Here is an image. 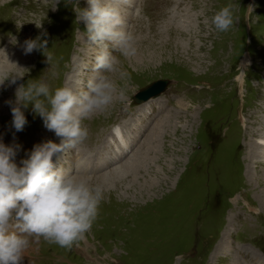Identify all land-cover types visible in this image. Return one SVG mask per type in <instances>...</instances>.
<instances>
[{
	"label": "rangeland",
	"instance_id": "obj_1",
	"mask_svg": "<svg viewBox=\"0 0 264 264\" xmlns=\"http://www.w3.org/2000/svg\"><path fill=\"white\" fill-rule=\"evenodd\" d=\"M111 1L137 52L109 42L120 63L105 73L79 19L87 0H0V141L18 146V165L35 145L61 142L31 103L15 130L18 87L52 93L76 79L80 94L101 74L117 85L113 103L82 120L88 138L53 156L103 190L91 230L71 250L28 237L21 264H264V0ZM228 4L234 23L220 32L212 17ZM37 36L46 48L25 54ZM157 78L163 91L135 102Z\"/></svg>",
	"mask_w": 264,
	"mask_h": 264
},
{
	"label": "clouds",
	"instance_id": "obj_2",
	"mask_svg": "<svg viewBox=\"0 0 264 264\" xmlns=\"http://www.w3.org/2000/svg\"><path fill=\"white\" fill-rule=\"evenodd\" d=\"M87 4L79 19L86 25L88 41L98 48L94 71L114 72L120 61L109 52V42L122 56L131 57L137 52L134 37L121 30L124 20L118 7L102 3V0H87ZM234 7L228 4L214 14L212 23L218 31H228L233 25ZM39 40V36L35 40H26L25 54L46 48L47 40L38 44ZM43 55L47 62L52 61L50 52ZM120 75L130 78L125 70ZM11 82L16 83L14 79ZM116 89L115 82L104 74L89 79L87 91L80 94L67 86L57 87L50 93L44 83L29 82L27 87L17 88L11 107L15 130L22 131L27 124L24 109L31 103L33 112L43 119L48 130L61 138V142L49 140L35 145L18 165L15 162L18 146L0 141V264H21L30 247L28 237L37 240L43 237L49 243L71 250L91 230L103 190L98 185L91 187L86 178H77L54 164L53 156L88 138L89 130L82 126V120L106 110L113 103ZM119 95L123 98L125 92L121 91ZM41 96L47 99L48 106L39 98Z\"/></svg>",
	"mask_w": 264,
	"mask_h": 264
},
{
	"label": "water",
	"instance_id": "obj_3",
	"mask_svg": "<svg viewBox=\"0 0 264 264\" xmlns=\"http://www.w3.org/2000/svg\"><path fill=\"white\" fill-rule=\"evenodd\" d=\"M166 85L165 78H157L152 80L149 84L140 88L133 94V99L135 102H140L147 98L149 95L155 96L160 90Z\"/></svg>",
	"mask_w": 264,
	"mask_h": 264
},
{
	"label": "bare ground",
	"instance_id": "obj_4",
	"mask_svg": "<svg viewBox=\"0 0 264 264\" xmlns=\"http://www.w3.org/2000/svg\"><path fill=\"white\" fill-rule=\"evenodd\" d=\"M130 2V1H129ZM128 2V3H129ZM110 4H112V1L111 2H109ZM130 4V3H129ZM115 5V4H114ZM118 5V4H117ZM119 6V5H118ZM1 44V43H0ZM91 45H93V44H91ZM151 53V52H150ZM17 63V62H16ZM77 77V76H76ZM76 79L75 80H73L72 82H73V84L71 85V89L73 90V92H78V89H77V83H76ZM166 86V85H165ZM165 86H164V88H165ZM163 88V89H164ZM163 89L162 90H160L155 96H152V95H149L147 98H145L144 100H142V101H146V100H148V99H152L153 97H156L158 94H160V92L161 91H163ZM154 100V99H153ZM142 101H140V102H137V103H141ZM86 121V120H85ZM94 125H92L91 127H93ZM93 129V128H92ZM260 141H264V136H261L260 138H259V140H258V142H257V144L260 146V147H264V143H261ZM261 150V149H260ZM260 153H262L263 155V157H264V152H262V150H261V152ZM129 163V160H127V161H124V163L123 164H121L120 166H118V167H116V168H114V169H111L110 171H111V173H113V172H115V173H118V172H120L121 171V168H122V166H125L126 164H128ZM120 169V170H119ZM110 171H109V173H110ZM106 176V175H105Z\"/></svg>",
	"mask_w": 264,
	"mask_h": 264
}]
</instances>
